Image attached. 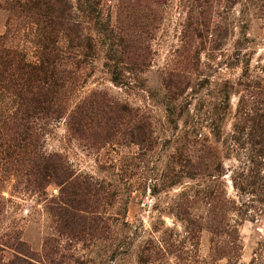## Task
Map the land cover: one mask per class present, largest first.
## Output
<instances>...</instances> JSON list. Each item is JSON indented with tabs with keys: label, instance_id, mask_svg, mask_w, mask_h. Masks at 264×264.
<instances>
[{
	"label": "rangeland",
	"instance_id": "374dc122",
	"mask_svg": "<svg viewBox=\"0 0 264 264\" xmlns=\"http://www.w3.org/2000/svg\"><path fill=\"white\" fill-rule=\"evenodd\" d=\"M61 1L90 47L48 32L72 74L25 155L48 26L0 0V264H264V0Z\"/></svg>",
	"mask_w": 264,
	"mask_h": 264
},
{
	"label": "trees",
	"instance_id": "16d2710c",
	"mask_svg": "<svg viewBox=\"0 0 264 264\" xmlns=\"http://www.w3.org/2000/svg\"><path fill=\"white\" fill-rule=\"evenodd\" d=\"M80 2H85L87 5L91 3L92 0H78ZM36 5L40 9V12L38 13L40 18L44 17L46 18V21H43V30L48 26L47 29H45L44 32H52L55 31L56 28H60L62 31H64V35L67 38L69 47L74 48H86L90 47L89 42L87 40L82 38L80 35L79 30V23L72 17V14L70 12H67V7L65 3H62L61 0H37ZM121 45L122 40H119ZM58 42V39L51 34L48 33L47 35H42L41 39L37 42V44L41 45V47L44 49L43 54V63H41L38 67H36V70H38L40 73L44 75V81L46 85L37 93H33L32 90L28 89L27 93H31V100H29L32 104V108L27 109L25 112H23V115L20 118V131L18 134V149L21 154H29L31 153V146L33 145V141L36 138V134L33 135L32 133V127L29 123V119L33 118L34 115H49V114H55L60 111L61 105L64 102L63 96L64 92H66V86L70 82V75L72 74V71L68 70L66 68V62L62 63L64 57L60 55L55 49V51L52 48H55L56 43ZM124 42V41H123ZM120 45V46H121ZM57 48V46H56ZM51 49V54L48 56L47 52ZM84 57L87 54H82ZM122 60L121 62L127 63V67L129 71L134 69H139L142 66L146 65V58L140 55H135L131 52V54H128L126 51H121ZM16 55L11 54V60L9 62H13ZM67 60L72 59L69 55L66 56ZM111 59L114 60L113 56H111ZM66 60V61H67ZM80 60L78 59L76 63H79ZM23 70L27 69L28 66L21 61ZM116 75V74H115ZM8 82L12 85V82L15 81L16 85H20L21 81L25 78H16V73L8 74ZM116 79V76H115ZM31 80V79H30ZM12 88V86H11ZM13 89V88H12ZM14 98H20L22 100L24 99V93L23 90L20 88H16L12 90V93L10 95ZM38 156V155H37Z\"/></svg>",
	"mask_w": 264,
	"mask_h": 264
}]
</instances>
